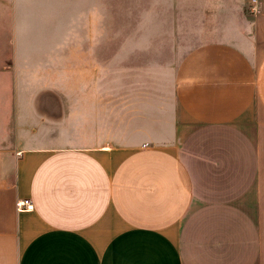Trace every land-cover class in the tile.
I'll return each mask as SVG.
<instances>
[{"label": "crops", "instance_id": "0c3cea01", "mask_svg": "<svg viewBox=\"0 0 264 264\" xmlns=\"http://www.w3.org/2000/svg\"><path fill=\"white\" fill-rule=\"evenodd\" d=\"M246 1L160 3L158 36H191L190 114L214 116L153 107L165 121L120 146L102 0H0V264H264V0ZM71 82L77 109L54 89Z\"/></svg>", "mask_w": 264, "mask_h": 264}, {"label": "rangeland", "instance_id": "374dc122", "mask_svg": "<svg viewBox=\"0 0 264 264\" xmlns=\"http://www.w3.org/2000/svg\"><path fill=\"white\" fill-rule=\"evenodd\" d=\"M162 1L102 0L103 79L97 86L102 90L104 110L111 106L115 108L116 104L118 106L117 143L120 146L128 145L134 135L146 134L143 126H149V121L153 124L154 121L164 120L148 115L153 107L170 111L166 123L171 127L200 123L214 116L190 114L193 111L189 95L191 85H181L178 79L181 74L190 73L191 69L175 68V63H180L179 59L185 54L182 46L189 42L191 36L184 34L179 37L180 43L174 42V36H158L156 29L159 21L154 15H157ZM247 4H244L245 8ZM248 65L252 68L253 62H248ZM84 86L71 82L54 85V89L60 94L64 90L70 93L72 99L64 95L63 102L71 103L77 109V95L84 90ZM34 90L38 91V95H47L48 85H34ZM44 98L45 107L48 101L46 96ZM58 102L62 104L61 98ZM128 122L134 123V131L127 130Z\"/></svg>", "mask_w": 264, "mask_h": 264}, {"label": "built area", "instance_id": "2783aa9c", "mask_svg": "<svg viewBox=\"0 0 264 264\" xmlns=\"http://www.w3.org/2000/svg\"><path fill=\"white\" fill-rule=\"evenodd\" d=\"M251 12L255 15L261 13V6L258 2V0H252ZM17 208L21 211L23 210H31L33 209V203L30 199H24L17 202Z\"/></svg>", "mask_w": 264, "mask_h": 264}]
</instances>
